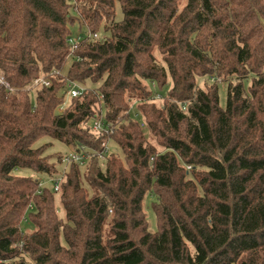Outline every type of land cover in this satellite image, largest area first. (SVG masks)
I'll use <instances>...</instances> for the list:
<instances>
[{"label":"trees","instance_id":"1","mask_svg":"<svg viewBox=\"0 0 264 264\" xmlns=\"http://www.w3.org/2000/svg\"><path fill=\"white\" fill-rule=\"evenodd\" d=\"M0 74V264H264V0H0Z\"/></svg>","mask_w":264,"mask_h":264},{"label":"rangeland","instance_id":"2","mask_svg":"<svg viewBox=\"0 0 264 264\" xmlns=\"http://www.w3.org/2000/svg\"><path fill=\"white\" fill-rule=\"evenodd\" d=\"M122 18H123V14H122V11H121L120 6H118V9H117V20L120 21V20H122ZM70 64H71V61H70L69 64L66 66V69L69 68ZM64 71H65V70H64ZM65 72H66V71H65ZM213 82H214L213 79L202 78V79L199 80V85H200L201 87H203V85H204L205 83H213ZM219 84H220V87H221V90H220V100H221V105L224 107L225 104H226V99H227V87H228V85H227L226 83L222 82V81H219ZM87 86L92 87V85H91L90 82L87 84ZM31 92H33V91H31ZM70 100H71V99L66 98V105H67V106L69 105ZM157 102H158V105L160 106V105H161V102H160L159 100H157ZM66 105H65L63 108H60V109L58 110V113L61 112V111H63V109L67 107ZM132 116H133L138 122H140V123L143 122L142 118H141L139 115H136L135 112L132 114ZM49 141H50L49 138H45V139L39 141V142L37 143V145L39 146V145H41V144H43V143H46V142H49ZM67 150H68V149H67V147H66L65 145H63V144L57 142V143H54V147H53L48 153H49V154H52L53 157H57L59 154H63V153H66V152L69 151V150H68V151H67ZM111 153H114V154H117V155L121 156V151L119 150L118 146H117L114 142H112V141L109 142V150H108V154H111ZM89 160H90V159H89ZM87 164H88V162L85 163V164H82V165L80 166L82 174L85 173V170H86V166H87ZM101 166H102L103 168L105 167L103 161H101ZM57 168H58V171H59V174H60L58 177H62L64 173L66 174V173L69 172V170H70L69 165L64 164V163H63L62 165H58ZM18 173H19L20 175H22V176H32L33 178H38L39 181H40L41 183H43V185H45V186H47V187H51V182L49 181V177H46V176H44V177L41 176V177H40V176H38L37 174H35V173H33V172L29 171V170H20V171H18ZM62 178H64V176H63ZM64 179H65V178H64ZM84 185H85V184H84ZM85 186H86V185H85ZM59 193H60V192H59ZM59 196H61V193L58 194V197H57V199H56V205H57V207L59 208L58 213H59L60 218L64 219V217H65V213H64V211H63V209H62V207H61V204H60V201H59ZM154 199H155V198H154V196H152V195H149V196L147 197V200L145 201V213H146L147 221H148V224H149V230H150L151 232H153V233H156V232L158 231V221H157L156 215H155V213H154V211H153V208H152V202L154 201ZM22 230H23L25 233L31 232V225H30L27 221H24V222L22 223ZM64 245H65V244H64Z\"/></svg>","mask_w":264,"mask_h":264},{"label":"built area","instance_id":"3","mask_svg":"<svg viewBox=\"0 0 264 264\" xmlns=\"http://www.w3.org/2000/svg\"><path fill=\"white\" fill-rule=\"evenodd\" d=\"M94 37H97V35H94ZM81 38H72L70 39V43L72 44V51L75 48V45L80 41ZM0 85H4L6 87H9L7 81L5 80V78L0 74ZM43 87H50V80L44 75V76H40L39 78L35 79L33 81V83L31 84V86L28 88V90L30 91H35V90H39ZM85 91V88L77 83L74 82H70L67 85V91H66V95L67 98L69 99H73V98H77L79 96H81ZM106 126V123L102 122V121H94L92 124L93 130L98 132L101 130H104ZM85 148H82L80 151H72L70 152L68 155H66L63 158V163L64 164H71V163H77L80 166L82 164H85L89 161V156L86 154L85 152ZM49 181L54 184V190L55 192L59 193L61 191L60 186L61 183L63 181V178L60 177L59 179H57L56 181L54 179H49ZM41 186H43V183L40 184Z\"/></svg>","mask_w":264,"mask_h":264}]
</instances>
